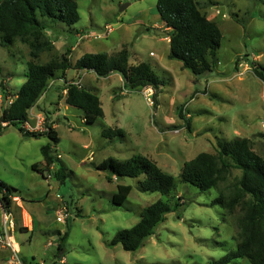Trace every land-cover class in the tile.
Returning a JSON list of instances; mask_svg holds the SVG:
<instances>
[{
    "label": "rangeland",
    "instance_id": "obj_1",
    "mask_svg": "<svg viewBox=\"0 0 264 264\" xmlns=\"http://www.w3.org/2000/svg\"><path fill=\"white\" fill-rule=\"evenodd\" d=\"M76 1L80 20L73 25L48 21L45 33L53 47L35 59L46 63L68 52L73 67L49 79L29 110L28 124L22 125L37 132L49 125L56 129L59 142L50 150L54 162L48 167L42 152L50 142L47 135L27 136L17 125L0 133V179L18 189L8 235L3 229L8 211L0 203V236L12 241V246L0 241V264H18L14 252L22 264H215L236 249L243 210L237 205L229 212L214 202L231 197L241 170L232 168L207 191L183 181L181 172L186 161L202 152L217 153L220 140L235 137L249 138L264 158V82L253 72V62L264 66V0H197L223 32L215 65L199 75L170 58L169 29L156 10L158 0ZM124 48L131 65L151 66L164 81L161 88H131L118 71L100 76L74 67L85 53L118 55ZM30 51L20 40L10 47L0 42V116L28 77ZM73 82L100 97L104 116L88 123L82 109L66 103V88ZM106 127L124 133L105 137ZM135 154L146 155L175 177L171 195L142 191L144 175L109 180L111 172L97 168L109 156ZM58 170L64 177L55 178ZM119 184L133 188L117 207L112 195ZM176 197L181 205L166 214L138 250L111 244L120 229L140 220L143 208ZM247 263L244 257L229 264Z\"/></svg>",
    "mask_w": 264,
    "mask_h": 264
},
{
    "label": "trees",
    "instance_id": "obj_2",
    "mask_svg": "<svg viewBox=\"0 0 264 264\" xmlns=\"http://www.w3.org/2000/svg\"><path fill=\"white\" fill-rule=\"evenodd\" d=\"M156 10L163 23L169 29L170 58L182 61L184 68L191 69L196 75L202 74L215 65L217 51L221 47L223 32L219 25L209 19L199 8L197 0H158ZM76 0H0V42L10 47L16 40L28 43L32 60L27 62L28 77L15 94L11 104L4 108L0 122L7 126L17 125L27 136L47 135L50 142L42 146V152L49 167L54 162L50 150L59 142L55 128L48 126L44 132L30 131L23 124L29 119V110L35 105L48 85L49 79L61 71L73 67L69 53L61 58L51 59L46 63L35 61L44 50H51L52 42L47 39L45 30L48 21L64 22L73 25L80 20ZM211 56L212 60L209 59ZM76 69L93 70L100 76L113 71L120 72L125 84L131 88H161L164 81L146 62L137 65L129 63V52L122 49L118 55L107 52H88L80 57L74 66ZM253 72L264 82V66L253 62ZM65 95L66 103L84 111V119L88 123L95 122L104 116L100 97L93 91L70 83ZM156 98V97H155ZM184 117V116H183ZM190 126V119H186ZM0 126V133L5 129ZM122 128L106 127L102 134L105 137L123 135ZM217 153L202 152L184 163L181 172L183 181L197 186L201 191L217 188L220 181L227 178L232 168L241 170V176L234 185L230 198L218 197L214 204H221L229 212L240 205L243 214L239 219V241L236 249L214 261L215 264H229L239 258L246 257L247 264H264V158L257 153L247 137H235L220 140L216 146ZM33 168L45 175L37 164ZM100 170L111 172L112 180L116 176L140 177L139 188L142 191H154L163 195H171L176 189V179L166 173L152 159L142 154H135L128 159L113 156L105 158L98 166ZM57 179L64 177L58 170ZM133 186L119 184L112 195L113 205L120 207L128 199ZM18 189L0 179L2 207L10 211L13 204V193ZM181 205L178 197L172 200L158 199L141 211L140 220L130 228L120 229L113 237L111 244L120 243L125 250L136 251L144 240L152 235L169 211L177 210ZM68 232L61 237L58 244L63 249ZM165 264V263H153Z\"/></svg>",
    "mask_w": 264,
    "mask_h": 264
},
{
    "label": "built area",
    "instance_id": "obj_3",
    "mask_svg": "<svg viewBox=\"0 0 264 264\" xmlns=\"http://www.w3.org/2000/svg\"><path fill=\"white\" fill-rule=\"evenodd\" d=\"M75 84H78V82H73ZM28 124V121L25 122V125ZM7 125V122H0V126L1 127H5ZM26 128V127H25ZM27 129V128H26ZM4 232L8 235V232L10 231L11 228H13L14 226V219H13V216H12V213H10V211L8 212H5L4 214ZM0 241L1 242H5L7 243L8 245L12 246V241H11V237L10 236H0ZM14 256H13V259L14 260H17L18 261V264H22V261L20 259V256L17 252H14Z\"/></svg>",
    "mask_w": 264,
    "mask_h": 264
},
{
    "label": "water",
    "instance_id": "obj_4",
    "mask_svg": "<svg viewBox=\"0 0 264 264\" xmlns=\"http://www.w3.org/2000/svg\"><path fill=\"white\" fill-rule=\"evenodd\" d=\"M127 5H128V3L122 4V5L120 6V10H124V8H126ZM2 197H3V193L0 192V201H1V198H2Z\"/></svg>",
    "mask_w": 264,
    "mask_h": 264
},
{
    "label": "crops",
    "instance_id": "obj_5",
    "mask_svg": "<svg viewBox=\"0 0 264 264\" xmlns=\"http://www.w3.org/2000/svg\"><path fill=\"white\" fill-rule=\"evenodd\" d=\"M80 70H82V69H80ZM87 71V70H86ZM55 178H57V177H55ZM0 203L2 204V201H0ZM30 221H31V223H32V226H33V224H34V221H33V219L31 218L30 219ZM6 250H8V249H6ZM10 251V250H9Z\"/></svg>",
    "mask_w": 264,
    "mask_h": 264
}]
</instances>
